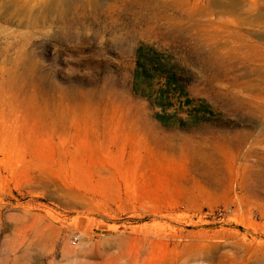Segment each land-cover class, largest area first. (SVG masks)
Instances as JSON below:
<instances>
[{"label":"rangeland","instance_id":"obj_1","mask_svg":"<svg viewBox=\"0 0 264 264\" xmlns=\"http://www.w3.org/2000/svg\"><path fill=\"white\" fill-rule=\"evenodd\" d=\"M0 264H264V0H0Z\"/></svg>","mask_w":264,"mask_h":264},{"label":"built area","instance_id":"obj_2","mask_svg":"<svg viewBox=\"0 0 264 264\" xmlns=\"http://www.w3.org/2000/svg\"><path fill=\"white\" fill-rule=\"evenodd\" d=\"M72 242L75 244V242H76V237H74V238L72 239Z\"/></svg>","mask_w":264,"mask_h":264},{"label":"trees","instance_id":"obj_3","mask_svg":"<svg viewBox=\"0 0 264 264\" xmlns=\"http://www.w3.org/2000/svg\"><path fill=\"white\" fill-rule=\"evenodd\" d=\"M160 103L162 104V103H165L166 104V102L164 101V100H160ZM167 105V104H166ZM161 119H163V118H161Z\"/></svg>","mask_w":264,"mask_h":264},{"label":"bare ground","instance_id":"obj_4","mask_svg":"<svg viewBox=\"0 0 264 264\" xmlns=\"http://www.w3.org/2000/svg\"><path fill=\"white\" fill-rule=\"evenodd\" d=\"M262 94V93H261Z\"/></svg>","mask_w":264,"mask_h":264}]
</instances>
